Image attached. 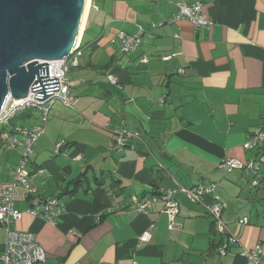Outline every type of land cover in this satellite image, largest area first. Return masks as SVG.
Masks as SVG:
<instances>
[{
	"label": "crops",
	"instance_id": "obj_1",
	"mask_svg": "<svg viewBox=\"0 0 264 264\" xmlns=\"http://www.w3.org/2000/svg\"><path fill=\"white\" fill-rule=\"evenodd\" d=\"M195 1L211 26L188 18L158 24L179 3ZM139 28V44L122 53L117 33ZM78 46V64L67 74L76 103L51 106L29 163L41 199L73 191L58 198L62 207L48 222L26 211L29 197L18 186L21 217L10 228L32 232L46 264H247L245 251L256 246L264 264V180L254 186L249 174L220 165L260 159L264 174V145L244 148L249 132L264 129V0H90ZM36 117L21 112L11 124L35 125ZM115 130L130 134L124 145ZM58 140L65 144L56 153ZM18 157L6 148L0 181L12 180ZM201 182H214L220 196L190 203L178 194V231L168 229L160 202L143 214L131 201ZM214 196L224 202L219 237L206 213ZM150 226V241L141 243ZM229 236L237 241L219 253ZM3 243L0 230V252Z\"/></svg>",
	"mask_w": 264,
	"mask_h": 264
},
{
	"label": "built area",
	"instance_id": "obj_2",
	"mask_svg": "<svg viewBox=\"0 0 264 264\" xmlns=\"http://www.w3.org/2000/svg\"><path fill=\"white\" fill-rule=\"evenodd\" d=\"M181 18H188L194 27H209L212 25L211 19L203 11V4L201 1L193 3H179L176 12L167 20H163L158 24L165 22H176ZM142 28L134 34H127L119 31L116 35L120 50L122 53H130L140 42V35ZM81 55L79 47L70 52L67 57L57 60H46L42 63H47L48 77L54 76L58 80V89L53 91V94L48 95L43 100L35 99L37 92L42 91L38 89L32 91L31 86L25 98L16 100L11 97V102L0 112V143H5L9 149L17 150L19 157L13 169V177L11 181H0V230L4 231L3 249L0 252V264H46L45 252L38 244L34 235L30 231H19L10 228L13 221L19 220L21 211L14 205V194L18 186L25 189L26 196L29 197V205L26 209L28 213L33 216H41L48 222H54L60 206L58 198L55 196L41 199L38 190L30 183L31 171L29 168L30 158L34 153V145L37 139L44 134L45 126L48 118V112L55 102H60L63 106L73 108L76 103V96L72 91V82L68 78V70L71 66L78 64V58ZM168 55L162 56L163 60H167ZM141 61H145L144 58ZM112 84H116L117 80L112 74L107 75ZM37 78H34V81ZM33 81V82H34ZM33 84V83H32ZM31 84V85H32ZM29 109L37 111V124L26 127L19 124H11L12 120L18 113L25 112ZM118 144L124 145L130 136L125 131L115 130ZM63 140H58L55 144V152H60L64 146ZM264 145V129L257 128L249 132L244 142V148L253 149ZM75 158H79L77 155ZM264 160V158H263ZM261 161L248 160L240 161L234 158H225L220 163L221 167L226 171L238 169L245 174L252 176L254 186L259 185V179L264 180L259 171V164ZM41 170H38L40 173ZM216 184L214 182H201L191 187L177 186L176 188H161L156 193L149 196L137 199H131L132 204L139 213L147 214L151 211L153 206L160 202L162 204V211L167 214L168 229L170 231H178L180 224L175 222V216L178 213L179 198L178 194L183 196L190 203H197L203 200L206 195L215 194ZM214 196V199L206 204V213L212 218L216 224L218 232L225 234L226 226L222 219L223 202ZM223 206V207H222ZM246 222V218L239 220L240 224ZM152 227L150 226L139 238L141 243H148L151 239ZM235 236H229L228 239L222 242L219 247V253L224 254L230 243L236 242ZM260 248L256 246L245 251L247 264H259Z\"/></svg>",
	"mask_w": 264,
	"mask_h": 264
},
{
	"label": "water",
	"instance_id": "obj_3",
	"mask_svg": "<svg viewBox=\"0 0 264 264\" xmlns=\"http://www.w3.org/2000/svg\"><path fill=\"white\" fill-rule=\"evenodd\" d=\"M84 3L0 0V112L11 97L25 98L30 86L32 91L42 89L34 96L38 100L58 89L57 78L48 77L47 63L42 61L67 57L79 47L72 44Z\"/></svg>",
	"mask_w": 264,
	"mask_h": 264
},
{
	"label": "bare ground",
	"instance_id": "obj_4",
	"mask_svg": "<svg viewBox=\"0 0 264 264\" xmlns=\"http://www.w3.org/2000/svg\"><path fill=\"white\" fill-rule=\"evenodd\" d=\"M89 5H90V0H85L84 7H83V12H82V15H81V18H80V22H79V25H78L77 30L75 32V37H74V41H73V44H72V48L78 45L79 38L81 36L82 29L84 27L86 15H87V12H88V9H89Z\"/></svg>",
	"mask_w": 264,
	"mask_h": 264
},
{
	"label": "rangeland",
	"instance_id": "obj_5",
	"mask_svg": "<svg viewBox=\"0 0 264 264\" xmlns=\"http://www.w3.org/2000/svg\"><path fill=\"white\" fill-rule=\"evenodd\" d=\"M25 112H28V113H30L32 116H34V117H36L37 116V111H35L34 109H29V110H27V111H25ZM20 114V113H19ZM18 114V115H19ZM17 115V116H18ZM20 121V118L19 117H17V119L15 120L16 122H18V121ZM34 122V119H32V120H28L27 122L25 121V122H21V123H19V124H24L25 123V126L26 127H30V126H32L33 123ZM2 145H0V163H2V159H3V157H4V155L6 154V148L5 147H1ZM54 149H55V147H54ZM11 157V156H10ZM12 158V157H11ZM219 190V188H218V186H217V190H216V192ZM217 194L219 195V193L217 192ZM220 196V195H219ZM224 203V202H223ZM222 219H223V217H222ZM224 221V220H223ZM181 226V225H180ZM216 235H218V237L220 236L219 235V232L217 231V234Z\"/></svg>",
	"mask_w": 264,
	"mask_h": 264
},
{
	"label": "trees",
	"instance_id": "obj_6",
	"mask_svg": "<svg viewBox=\"0 0 264 264\" xmlns=\"http://www.w3.org/2000/svg\"><path fill=\"white\" fill-rule=\"evenodd\" d=\"M26 113V112H25ZM259 161H261L260 159H258ZM86 171H84L83 173H81L80 175H78L76 178H74L72 181H71V183L72 184H74V185H76V184H79L81 181H82V177H85L86 176ZM73 191V190H72ZM72 191H70V190H65L64 192H62L61 194H59V195H57L56 197L57 198H59V197H61V196H64V195H67V194H69V193H72ZM154 193V192H153ZM156 193V192H155ZM224 240H223V238H222V240L220 241V243H222ZM220 243H219V245H220ZM218 245V246H219Z\"/></svg>",
	"mask_w": 264,
	"mask_h": 264
}]
</instances>
